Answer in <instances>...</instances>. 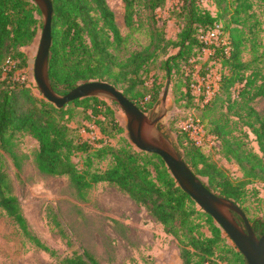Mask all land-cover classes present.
<instances>
[{
  "label": "trees",
  "instance_id": "1",
  "mask_svg": "<svg viewBox=\"0 0 264 264\" xmlns=\"http://www.w3.org/2000/svg\"><path fill=\"white\" fill-rule=\"evenodd\" d=\"M51 1L54 12L49 80L59 95H66L86 82L104 81L121 90L143 112L152 114L153 108L149 112V107L141 103L144 94L138 89L145 84L143 78L149 73L150 65L167 54L170 47L178 48L176 54L161 60V69L170 78L174 66L179 67L181 62L184 66H193L206 48L211 49L210 59L221 64L218 86L205 105H194L210 110L219 101L227 104L226 112H222L219 118L211 119L210 128L205 122L201 123L208 134L216 137L214 142L219 143L221 156L236 163L241 175H230L227 168L205 154L203 150L207 146L196 145L187 130L179 132L185 151L182 152L177 143L173 142V145L209 190L240 206L257 236L261 237L264 234V218H250L246 202L249 186L264 184V116L252 104L257 98L264 97V45H258L251 38L252 31L260 24L254 6L258 1L264 3V0H214L218 7L216 15L204 8L200 0H182L173 10L180 27L175 40L166 37L165 21L160 24L158 9L164 7L166 0H123L125 23L132 31H138L143 26H137L135 18L140 15V8L148 13L146 31L149 37L148 44L130 52L125 58L120 56L119 49L127 41V36L122 35L107 0ZM226 15L229 19L224 25L221 19ZM41 17V9L34 0H0L2 151L20 169L21 162L15 151L16 139L19 133H28L39 144L35 156L38 169L49 175L68 176L82 199H86L88 190L99 183L115 184L137 204L144 206L164 231L177 240L182 264H220L226 259H229L227 264H248L223 228L179 186L159 155L138 150L129 136H122L121 143L116 145L104 138L91 141L80 133H74L66 120L73 115L71 109L76 107L90 111L88 117L108 138L110 131L115 135L126 132L105 98L85 97L59 108L42 94L36 95L18 77L28 65L23 48L32 43L43 29ZM217 25L221 26L227 43L207 46L201 35ZM249 43L251 58L244 60L242 54ZM182 74L191 79L192 72L182 68ZM232 88H235L234 98ZM152 89L153 94L145 97H150V107L159 103L160 87ZM204 96L205 93L202 100ZM229 115L236 117L255 135L259 153L248 149L234 134L232 126L237 122L232 123L234 120ZM158 128L170 139L162 126L158 125ZM77 157L81 161H76ZM0 208L33 243L54 253L31 231L21 201L14 192L13 181L4 170H0ZM235 216L244 225L242 218L237 214ZM62 263L100 264L86 250L74 252Z\"/></svg>",
  "mask_w": 264,
  "mask_h": 264
},
{
  "label": "rangeland",
  "instance_id": "2",
  "mask_svg": "<svg viewBox=\"0 0 264 264\" xmlns=\"http://www.w3.org/2000/svg\"><path fill=\"white\" fill-rule=\"evenodd\" d=\"M107 2L115 13L122 35L127 36V41L119 49L120 56L125 58L130 52L139 50L148 44L149 37L146 31L148 13L139 7L140 15L135 18L137 26L139 24L143 26L138 31H132L125 23L124 1L107 0ZM181 3L182 0H166L164 7L158 9L160 24L165 21L166 37L172 40L177 38L180 30L179 19L173 10ZM200 3L213 14H218V7L214 0H200ZM254 11L260 24L252 31L251 38L258 45L259 43L264 45V3L256 2ZM41 18L43 19V15ZM228 19L229 15H226L221 22L226 25ZM41 32L32 43L23 48L27 55L28 65L18 75L36 95H41L34 78V62ZM250 48L249 43L242 54L244 60L251 58ZM178 50V48L170 47L167 54L152 63L149 73L143 78L145 84L138 89L144 94L141 103L149 107V112L150 108H153L152 114L148 115L153 118L163 115L158 125L169 134V140L177 143L184 152L185 147L179 136L180 130H186L184 125L190 120H197L205 122L204 124L210 128L211 119L219 118L222 112H226L227 104L219 101L210 110H202L194 105L201 104L203 93H205V98L207 90L213 92L218 86L216 82L220 78L221 64L210 59L211 50L207 49L201 54L197 59L198 62L193 66L188 64L184 66L181 62L179 65L181 71H178V66H174L171 77H166L165 71L161 69V60L176 54ZM182 68L187 72H192L190 80L182 74ZM200 82L204 87H201V92L196 93L192 84H200ZM154 86L160 87L159 103L150 107V97H145L153 94ZM234 96L235 88H232V98ZM106 100L114 109L118 122L126 128L127 119L122 108L116 102ZM252 104L264 116V97L257 98ZM71 110L73 115L66 121L74 129L75 134L80 133L91 141L104 138L116 145L121 143L122 136H128L127 128L125 133L118 135L110 131V128H106L110 131L108 138L88 117L90 111L82 107ZM229 116L234 120L232 123L237 122L232 126L234 134L242 139L248 149L259 153L255 135L238 122L236 117ZM208 142L209 144L203 150L205 154L227 168L230 175L240 176L241 173L236 163L227 161L219 153V143H213L212 140ZM38 149V141L32 135L19 133L15 151L21 162V168L18 169L14 160L0 148V170L6 171L11 177L14 192L21 201L31 231L54 253L33 243L12 218L0 208V264H63L62 260L65 257L73 255L74 252L82 253L85 250L94 255L100 264H182L177 240L164 231L163 226L151 216L144 206L137 204L118 186L108 182L95 185L88 190L86 199H82L68 176L49 175L38 169L35 162ZM75 160L81 161L79 157ZM103 165L106 164L103 163ZM202 179L206 180L204 177ZM246 206L250 218H264L263 183L249 186ZM230 242H232L231 239ZM228 261L229 259L222 260L220 264H227Z\"/></svg>",
  "mask_w": 264,
  "mask_h": 264
},
{
  "label": "water",
  "instance_id": "3",
  "mask_svg": "<svg viewBox=\"0 0 264 264\" xmlns=\"http://www.w3.org/2000/svg\"><path fill=\"white\" fill-rule=\"evenodd\" d=\"M34 2L43 15V29L34 62V78L42 96L59 108L74 100L91 96L119 104L126 115V128L132 144L139 150L157 154L164 160L179 186L223 228L248 264H264V234L258 237L240 206L231 199L209 190L193 172L172 141L159 130L157 125L163 115L153 118L146 114L121 90L104 81L80 84L66 95H59L54 91L49 80L53 3L51 0ZM235 214L242 218L244 225L239 223Z\"/></svg>",
  "mask_w": 264,
  "mask_h": 264
},
{
  "label": "built area",
  "instance_id": "4",
  "mask_svg": "<svg viewBox=\"0 0 264 264\" xmlns=\"http://www.w3.org/2000/svg\"><path fill=\"white\" fill-rule=\"evenodd\" d=\"M201 40L207 46L211 44L218 45L219 43H223V44L227 43L226 37H224V34L221 30V26L219 25H217L215 28L211 30L202 33ZM207 49L211 50L210 48H206L204 52ZM201 85H203L202 82H200V84H195V83L192 84V87L196 93L201 92V87H202ZM215 91L210 92L209 90H207V96L200 101L201 105H205L211 99L212 95H214ZM184 128L188 131L189 136L195 141L196 145L198 146L201 147L207 146L209 144L208 142L209 140H212L214 142V140L216 139L215 136L210 134L208 135L204 127V124H202L200 121L190 120L184 125Z\"/></svg>",
  "mask_w": 264,
  "mask_h": 264
}]
</instances>
